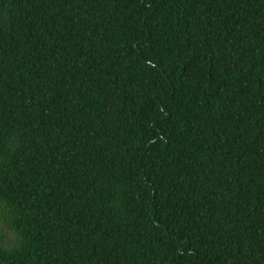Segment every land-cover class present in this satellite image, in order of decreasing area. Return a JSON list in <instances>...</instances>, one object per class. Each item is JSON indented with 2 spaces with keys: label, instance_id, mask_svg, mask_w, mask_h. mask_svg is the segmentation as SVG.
<instances>
[{
  "label": "trees",
  "instance_id": "obj_1",
  "mask_svg": "<svg viewBox=\"0 0 264 264\" xmlns=\"http://www.w3.org/2000/svg\"><path fill=\"white\" fill-rule=\"evenodd\" d=\"M0 264H264V0H0Z\"/></svg>",
  "mask_w": 264,
  "mask_h": 264
},
{
  "label": "rangeland",
  "instance_id": "obj_2",
  "mask_svg": "<svg viewBox=\"0 0 264 264\" xmlns=\"http://www.w3.org/2000/svg\"><path fill=\"white\" fill-rule=\"evenodd\" d=\"M6 236H7V238H10L9 236H10V232L9 231H6Z\"/></svg>",
  "mask_w": 264,
  "mask_h": 264
}]
</instances>
